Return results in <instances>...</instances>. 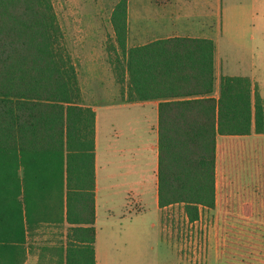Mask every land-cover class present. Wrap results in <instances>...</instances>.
Here are the masks:
<instances>
[{"label": "trees", "instance_id": "obj_1", "mask_svg": "<svg viewBox=\"0 0 264 264\" xmlns=\"http://www.w3.org/2000/svg\"><path fill=\"white\" fill-rule=\"evenodd\" d=\"M128 1L112 14L118 100H160L159 206L194 222L216 206L217 136L264 133L263 99L247 76L222 75L213 96V39L129 46ZM64 40L52 0H0V264H24L27 232L64 221L54 264H96V112Z\"/></svg>", "mask_w": 264, "mask_h": 264}, {"label": "rangeland", "instance_id": "obj_2", "mask_svg": "<svg viewBox=\"0 0 264 264\" xmlns=\"http://www.w3.org/2000/svg\"><path fill=\"white\" fill-rule=\"evenodd\" d=\"M52 1L66 49L76 65L83 102L105 104L120 99L112 22L120 0ZM163 12L176 17L186 14L192 25L202 26L207 21L216 29L218 56L224 61L222 72L225 68L231 73L243 61H253L261 67L258 72L264 79V60L260 59L264 55V0H129L130 36L137 35L133 29L136 21L143 29ZM159 35L147 33L136 40L144 44ZM133 40L128 41L129 46ZM243 44L253 45L250 56L242 50ZM98 111L101 264H264V212L253 211L249 218L244 206L252 203L257 207L258 195L264 191V185L258 189L257 182L256 188L249 190L243 183L249 176L243 170L240 141L247 136H218V203L215 208L201 207L199 219L191 222L182 203L168 207L163 216L157 214L151 185L152 146L158 133L146 122L148 108L103 106ZM52 223H41L37 231L33 232L35 227L30 232L37 264L57 261V246L51 244L61 234Z\"/></svg>", "mask_w": 264, "mask_h": 264}, {"label": "crops", "instance_id": "obj_3", "mask_svg": "<svg viewBox=\"0 0 264 264\" xmlns=\"http://www.w3.org/2000/svg\"><path fill=\"white\" fill-rule=\"evenodd\" d=\"M187 2L188 0H179ZM156 3V2H155ZM187 4V3H185ZM164 10V9H163ZM180 10V9H179ZM182 11V9H181ZM184 11L187 12V8L184 7ZM191 17L185 15H179L178 17L174 16V14H167V12L161 13L159 17H155L151 22V24H147L143 29L138 27V23L135 22V25H133V29L135 30L137 35H134L138 38H142V36H146L147 33H152L157 35H161L160 38H168V37H174V36H189V37H203V38H209L213 39L216 29L214 28L212 30V25L207 24V21L202 22V26H195L192 25V21L190 20ZM132 30V24L129 27V36L128 41L130 42V39H134L133 43H131V46L136 45H142V42L139 40H136V37L130 36V32ZM159 33V34H158ZM159 35V36H160ZM158 37V36H157ZM159 39V38H157ZM156 40V39H155ZM145 44V43H144ZM216 44V51H215V90L213 92V96L218 97L220 94V79L222 75H230V76H247L252 81L253 86V93L257 90L264 103V79H262L259 75V67H257L256 62H245L243 61L241 67L237 68L231 73H228L225 71V68H223V72L221 70V64L224 61L222 58H219L218 56V46ZM242 50L246 51L248 53V56L251 55L252 52H254L253 45H242ZM261 51V50H259ZM260 59L264 60V55L260 56ZM224 66V65H223ZM260 66V65H259ZM159 103L160 100L153 99V100H146V101H139V102H120L117 98L113 100L112 102H107L103 104L102 102H89L85 103V105L91 106L95 112H96V135H95V142H96V197H95V213H96V221H95V227H96V241H95V255H96V264H101L100 262V255H99V237H100V198H99V191H100V184H99V136H100V114H99V107H106V108H119V109H126L131 110L136 105L145 106L148 108L146 122H148L149 128H151L154 132L158 133L159 128ZM128 126L132 127V122H127ZM117 136H119V133L116 131ZM219 136V135H218ZM218 136H217V146H218ZM223 136V135H221ZM231 136H247V138L242 139L240 141L241 148H242V162L244 161L245 164H243V170H245L248 174V179L243 181L245 185H247V190L252 189V186L256 188V183L258 189L262 188V185H264V133H252L249 135H231ZM159 133L157 136V143H155L152 146V149L155 151L154 154V163H153V171L154 174L152 176V185L151 190L154 194V199L156 202V210L158 216H163V211L167 210V206L164 208H161L159 206V199H158V169H159ZM124 153V149H121ZM218 149H217V159H216V206L218 203V190H219V165H218ZM255 171H257V174H255ZM254 172V173H250ZM134 191L131 190V193ZM260 192V191H259ZM252 202V201H250ZM258 203L259 205L255 207V205H252V203H246L244 206L245 212L247 213L248 217L251 218L252 212L256 211L257 213H263L264 212V191L259 193L258 195ZM262 215V214H261ZM264 222V221H263ZM52 223V228L55 229L56 233H60L61 236L59 239H57L55 242H53V246H57L58 248L66 247L68 244V232L70 231V226H75V224H69L68 222L64 221L59 223ZM85 226V225H80ZM37 227V226H36ZM59 227L62 229L60 231ZM39 228H35L33 232L38 230ZM73 232V231H71ZM30 232H27V258L24 262V264H37V259L33 255L30 245ZM53 255L51 258L55 257ZM58 259V256L54 259Z\"/></svg>", "mask_w": 264, "mask_h": 264}]
</instances>
